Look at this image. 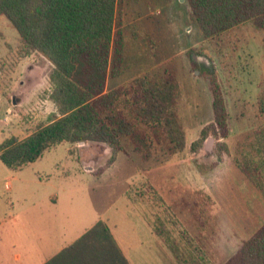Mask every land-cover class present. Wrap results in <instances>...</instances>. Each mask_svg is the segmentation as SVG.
Returning a JSON list of instances; mask_svg holds the SVG:
<instances>
[{"label": "rangeland", "instance_id": "obj_1", "mask_svg": "<svg viewBox=\"0 0 264 264\" xmlns=\"http://www.w3.org/2000/svg\"><path fill=\"white\" fill-rule=\"evenodd\" d=\"M116 49L122 63L113 58ZM113 60L121 73L108 74L106 92L173 73L183 151L168 156L160 145L147 149L128 138L115 159L105 145L88 142L58 145L16 172L0 162V264H43L98 221L129 264H178L166 239L183 262L225 264L264 224V197L238 168L264 127V28L246 22L204 39L185 0H118ZM50 72L40 54L23 52L0 16V144L22 140L53 118ZM213 72L228 135L200 139L213 123L207 80ZM133 142L148 153H136Z\"/></svg>", "mask_w": 264, "mask_h": 264}, {"label": "trees", "instance_id": "obj_2", "mask_svg": "<svg viewBox=\"0 0 264 264\" xmlns=\"http://www.w3.org/2000/svg\"><path fill=\"white\" fill-rule=\"evenodd\" d=\"M185 1L204 39L246 22L264 28V0ZM117 4L118 0H0V16L19 35L23 52L38 53L50 63L48 99L56 112L28 137L11 136L0 144V162L8 170L17 171L61 144L100 143L110 150L111 159L124 152L122 143L128 138L147 149L160 145L168 156L183 151L185 134L176 111L179 90L172 72L141 76L105 91L108 74L113 79L121 73L120 65L110 62ZM119 52L116 49L113 58L122 63ZM207 80L213 123L201 130L200 139L226 138L228 116L217 74L211 73ZM260 109L264 113V100ZM135 142L136 153H148ZM251 153L238 168L264 197V127L254 133ZM144 154L140 155L145 160ZM197 167L200 173L211 170ZM165 241L178 264H190L182 261L170 240ZM191 261L198 264L194 258ZM43 264L129 262L107 225L98 221ZM225 264H264V224Z\"/></svg>", "mask_w": 264, "mask_h": 264}, {"label": "crops", "instance_id": "obj_3", "mask_svg": "<svg viewBox=\"0 0 264 264\" xmlns=\"http://www.w3.org/2000/svg\"><path fill=\"white\" fill-rule=\"evenodd\" d=\"M46 102V101H45ZM13 104H14V100H13ZM48 109H49V106L47 107ZM54 108H50V113H51V115L52 114H54ZM13 172H16V171H13ZM5 188L7 189V190H11V184H10V182H7L6 184H5ZM141 223H142V225H143V223L145 224V222H144V220H142L141 221ZM145 226V225H144ZM112 234V233H111ZM113 236V235H112ZM79 238V237H78ZM114 238V237H113ZM115 239V238H114ZM116 241V240H115ZM116 243L118 244V246H119V248H120V243H118V241H116ZM121 249V248H120ZM121 251H122V249H121ZM122 253H123V251H122ZM124 254V253H123ZM17 257V256H16ZM18 258V257H17Z\"/></svg>", "mask_w": 264, "mask_h": 264}, {"label": "water", "instance_id": "obj_4", "mask_svg": "<svg viewBox=\"0 0 264 264\" xmlns=\"http://www.w3.org/2000/svg\"><path fill=\"white\" fill-rule=\"evenodd\" d=\"M210 141H211V140H208L207 148L209 147L208 145H209Z\"/></svg>", "mask_w": 264, "mask_h": 264}]
</instances>
